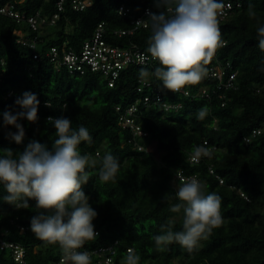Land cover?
Wrapping results in <instances>:
<instances>
[{
    "label": "trees",
    "instance_id": "16d2710c",
    "mask_svg": "<svg viewBox=\"0 0 264 264\" xmlns=\"http://www.w3.org/2000/svg\"><path fill=\"white\" fill-rule=\"evenodd\" d=\"M10 1L27 17L38 11L50 18L58 12L59 17L53 24L34 29L26 19L0 14V113L22 111L15 101L26 91L40 101L37 122L19 121L25 128L22 144L8 137V132L17 129L3 127L0 115V151L11 149L18 154L31 140L51 150L57 137L48 118L63 116L72 121L73 129L84 126L89 130L90 141L79 146L82 154L103 157L110 153L120 161L115 182L107 184L99 181V164L86 169L89 182L83 191L98 213L93 224L99 235L85 246L95 248L119 240L114 264H121L129 248L140 256V264H264V51L257 38V28L264 26V0H241L242 6L226 19L218 18L225 44L206 65L204 78L185 88L188 95L162 91L154 75L144 80L149 84L141 81L140 70L154 73L157 61L126 67L114 86L102 72H71L61 61L64 52L81 51L101 23L111 43L121 47L136 44L147 50L150 28L123 36L115 31L132 27V17L119 12L122 4L134 13L150 8L159 14L164 9L157 8L154 0H91L92 5L83 11L74 8L73 0H65L63 10L58 8L59 0ZM249 4L257 13L254 19L247 14ZM19 32L26 33L28 40L36 39L35 47L19 42ZM54 47L58 61L49 54ZM214 65H226L236 73L234 87H220L230 71L220 81L210 76ZM157 90L163 100L160 103L156 102ZM146 97L150 104L145 103ZM163 102L181 107L166 109ZM134 103L139 106L137 121L148 132L137 138L146 151L127 142L132 133L120 121ZM202 108L207 115L200 120L197 112ZM256 128L263 131L252 136ZM245 137L251 141L245 142ZM197 148H205L209 154L192 163L190 155ZM177 170L203 183L206 194L221 197L223 224L192 253L176 243L157 251L154 241L169 218L175 219L174 231L182 230V214L169 210L178 203ZM7 195L0 184V238L24 246L25 262H16L11 250L0 249V264H58L59 247L47 245L31 231V219L37 214L35 201L29 200L27 209H18L3 199ZM91 260L99 264L96 258Z\"/></svg>",
    "mask_w": 264,
    "mask_h": 264
},
{
    "label": "clouds",
    "instance_id": "9594fccd",
    "mask_svg": "<svg viewBox=\"0 0 264 264\" xmlns=\"http://www.w3.org/2000/svg\"><path fill=\"white\" fill-rule=\"evenodd\" d=\"M154 3L164 11L159 14L150 11L149 19L138 21L136 26L150 28L147 52L159 66L151 74L142 68L139 78L144 81L154 75L161 82L162 91L180 93L204 78L206 65L223 46L218 18L223 15L225 4L223 0H154ZM247 14L249 18L256 17L253 5L249 4ZM257 38L259 49L264 51V26L257 28ZM144 60L143 54L137 57L138 63L143 64ZM15 103L22 111L15 114L5 111L0 115L3 127L17 129L8 132V137L22 144L25 128L19 121L37 122L40 101L34 93L26 91ZM46 106L52 107L50 103ZM206 115V108L197 112L200 120ZM48 123L54 126L57 137L51 150L46 144L31 140L18 154L14 155L11 149L0 151V184L8 193L3 199L18 209H27L29 200L35 201L37 214L31 219V231L47 245L59 247L60 264H92L89 252L80 251L86 242L94 241L99 235L93 224L98 213L83 191L89 182L86 169L99 164V181L107 184L115 182L120 161L110 153L103 157L99 153L96 157L82 154L79 146L91 139L86 127L73 129L72 121L63 116L49 117ZM201 154L209 153L205 148H197L195 156ZM176 177L178 203L172 204L169 210L182 214V230L174 231L175 219L169 218L161 225V234L154 241L157 251L176 243L192 253L200 241L207 240L223 224L221 197L216 193L206 194L203 183L196 178H185L181 170H177ZM140 259L129 248L121 264H140Z\"/></svg>",
    "mask_w": 264,
    "mask_h": 264
},
{
    "label": "built area",
    "instance_id": "2783aa9c",
    "mask_svg": "<svg viewBox=\"0 0 264 264\" xmlns=\"http://www.w3.org/2000/svg\"><path fill=\"white\" fill-rule=\"evenodd\" d=\"M64 1L65 0H59L58 2V8L59 10H63L64 8ZM225 4V9L223 11V15L219 16L220 19H226L231 12L236 7H241L242 2L241 0H223ZM92 5L91 0H73V6L78 11H83L86 8L90 7ZM230 5V7H229ZM152 12L150 8H146L139 13H134L132 8L126 4H122L119 7V12L123 15L131 16L132 17V27L128 29H118L115 31V33L118 36H123L126 34L134 33L136 30H139L140 28H145L143 25L140 27L136 26V23L138 21L147 20L149 19L148 13ZM0 14L12 17L20 20H27V22L33 27L34 29H38L43 24H53L55 23L56 19L59 17V13H55L51 18L47 16H43L40 11H38L34 15L26 16L24 13L20 12L16 6V4L13 1L10 0H0ZM22 37L18 40L22 43H27L31 47H35L36 39L28 40L27 34L24 32H19ZM106 29L104 26V23H101L98 25L97 29L94 32L93 37L86 40L81 48V51H67L64 52L62 56V63L66 65L71 72L74 71H81L84 72L86 69H90L91 71H99L102 72V74L108 79L109 85L114 86L118 78L120 77V73L123 69L130 65H150L154 64L156 61L152 60L150 54L147 52V50L137 46L136 44H132L128 47H121L119 45L113 44L110 41L106 39ZM225 44V43H223ZM52 57L53 61L59 60V52L54 47L52 48L51 53H49ZM143 54L145 57L144 63H138L137 57L139 55ZM36 57V55H35ZM227 71H230L229 77L225 80V83H221L220 87L224 86L225 88H231L234 87V80L236 77V73L229 67H226V65H214L210 67V76L219 79L222 81L226 75ZM146 84L147 81H144ZM149 84V83H147ZM181 91H184L189 94V91L186 89H182ZM157 103L162 102V96L160 90H157ZM206 94H209L207 90H205ZM146 104H150V98L146 97L145 99ZM162 105L169 109L171 107H181V105H174V104H166L165 102L162 103ZM117 109H121L120 106L117 107ZM139 110L138 103H134L130 105L126 111L121 115V124L124 128H129L131 130L132 136L128 138V143H133L138 151H146V147L143 143L139 142L137 138L140 137H146L148 135V132L143 129L142 125L137 121V111ZM262 129H254L252 136L259 135L262 133ZM248 141H251V137H247ZM207 144V141L204 142ZM203 154H201L199 157L195 156V151L190 155V160L192 163H197L200 161ZM184 176V175H183ZM185 177V176H184ZM185 178H194V177H185ZM223 182V180H221ZM241 194L249 200V197L245 195V193L241 192ZM13 222V221H12ZM14 223V222H13ZM21 230H25L26 228L22 225H19ZM98 233V232H97ZM120 241L115 240L114 243L108 244L106 246H99L95 248H88L85 246L80 251H88L91 259L96 258L97 262L99 264H105L106 261L110 260L111 264H114V255L117 253V247L119 246ZM0 249L5 250L9 249L11 250V256L12 258L19 263L25 262V247L22 246L19 243L7 241L5 239L0 238ZM111 250V251H110ZM61 259V258H60ZM58 264H60V260L58 261Z\"/></svg>",
    "mask_w": 264,
    "mask_h": 264
}]
</instances>
